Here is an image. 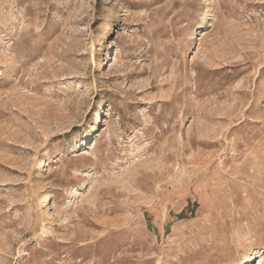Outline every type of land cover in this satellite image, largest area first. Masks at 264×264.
Returning <instances> with one entry per match:
<instances>
[{"label": "rangeland", "instance_id": "374dc122", "mask_svg": "<svg viewBox=\"0 0 264 264\" xmlns=\"http://www.w3.org/2000/svg\"><path fill=\"white\" fill-rule=\"evenodd\" d=\"M264 264V0H0V264Z\"/></svg>", "mask_w": 264, "mask_h": 264}, {"label": "bare ground", "instance_id": "6f19581e", "mask_svg": "<svg viewBox=\"0 0 264 264\" xmlns=\"http://www.w3.org/2000/svg\"><path fill=\"white\" fill-rule=\"evenodd\" d=\"M259 264H262V261H260Z\"/></svg>", "mask_w": 264, "mask_h": 264}]
</instances>
